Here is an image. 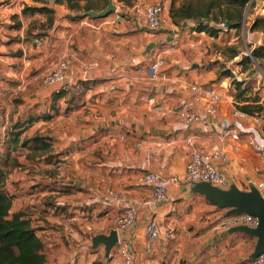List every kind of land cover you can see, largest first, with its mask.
<instances>
[{"label":"crops","instance_id":"obj_1","mask_svg":"<svg viewBox=\"0 0 264 264\" xmlns=\"http://www.w3.org/2000/svg\"><path fill=\"white\" fill-rule=\"evenodd\" d=\"M154 1L134 0L132 6L112 1L114 10L93 17L53 0H0V120L31 118L34 133L53 138L55 152L66 151L64 163L55 167L54 160L28 158L30 150L20 148L5 182L13 195L11 211L26 214L44 242L47 264H123L117 242L107 256L104 245L93 242L94 236L113 229V217L122 206L138 211L135 222L117 232L134 255V264H234L261 247L256 235L220 229L230 209L211 204L202 186L184 176L193 149L216 148L228 154L219 164L227 185L213 187L250 191L249 182L264 176L254 171L258 157L247 143L257 123L249 115L238 119L233 114L238 102L232 80L238 78L216 77L202 62L207 51H199L200 40L211 35L192 30L191 20L175 25L170 2L161 13L162 26L148 29L142 9ZM25 5L54 10L52 26L39 38L34 35L38 28L29 33L28 26L44 16L23 14ZM259 40L257 34L252 44ZM238 51L236 62L241 52L248 53V46ZM65 57L71 60L69 79L84 84L68 91L66 99L52 101L51 87L42 78ZM157 58L163 60L164 80L148 74ZM251 76L256 82L261 77L255 72ZM243 78L247 83L249 77ZM192 83L215 88L220 98L214 113L206 111L204 97L192 94ZM183 101L199 120L187 122L179 116ZM67 104L70 109L62 113ZM227 125L239 127V140L221 137ZM151 170L178 178L165 201L152 200L151 188L141 181ZM151 218L160 235L147 251L143 226ZM168 229L173 237H166Z\"/></svg>","mask_w":264,"mask_h":264},{"label":"trees","instance_id":"obj_2","mask_svg":"<svg viewBox=\"0 0 264 264\" xmlns=\"http://www.w3.org/2000/svg\"><path fill=\"white\" fill-rule=\"evenodd\" d=\"M56 3H64L70 10L75 12H87L90 10L100 11L106 7L110 0H53ZM112 1V0H111ZM126 6H132L134 0H115ZM176 0H170L169 16L175 25H180L186 20H191L194 25L191 27L195 31H203L211 36H217L222 29L216 27L214 23L224 21L227 30L238 32L242 27L246 6L251 4L254 7V0H182L175 4ZM263 11L254 15L249 25V31L260 35V40L255 45H248V53L241 55L237 61L240 72L250 71L256 64L264 70V0H260ZM38 12L44 16L40 22H30L28 32L32 28H38L34 33L36 38L43 35L45 30L53 24L54 10L41 6H24L23 14H34ZM78 17V15H75ZM230 48L231 58L238 55V50ZM219 76L232 77L230 71L225 69L219 72ZM84 83L81 82L80 86ZM235 89L234 97L238 102L236 108L245 112L249 116H259L263 110V101L257 91L251 92V86L242 83L240 80H232ZM67 92L59 91L52 93V101L63 97ZM68 109L63 110L66 113ZM51 115L46 114V117ZM16 121L11 125L8 133L9 142L6 148L0 153V264H47V257L44 252V242L36 234L35 228L30 224L26 214L21 211H11L13 195L5 188V182L9 173V168L17 162L16 155L20 148L27 147L30 152L26 157L44 156L51 150L53 138L35 133L24 136L20 139L23 127L31 124L32 119L27 118L21 122V126ZM15 156V157H14ZM11 161V162H10ZM8 164V165H7ZM9 166V168H8ZM3 167L7 168L4 169ZM9 169V170H8Z\"/></svg>","mask_w":264,"mask_h":264},{"label":"built area","instance_id":"obj_3","mask_svg":"<svg viewBox=\"0 0 264 264\" xmlns=\"http://www.w3.org/2000/svg\"><path fill=\"white\" fill-rule=\"evenodd\" d=\"M170 0H155L152 3L143 6V19L145 25L150 30L159 29L164 18L161 13L169 4ZM214 25L222 30H227V24L224 21H218ZM249 54V53H248ZM163 60L157 58L154 60L149 69V76L153 80H164L166 73L161 69ZM71 64L70 58H62L55 63L53 68L49 70L42 78V83L51 87L52 92L70 91L74 88H79L80 83L72 81L68 77V69ZM85 68V67H83ZM192 94L195 97H204L206 99V111L208 113L215 112V104L219 100V94L214 87H201L199 84L192 83L189 86ZM179 116L187 121L193 122L199 120V116L190 109L189 103L183 101L178 106ZM233 114L238 119H245L248 115L239 110L234 109ZM254 122L257 123L254 130L247 135L248 145L255 151L258 157V163L254 165L256 173H264V116H251ZM220 135L226 139L239 140L241 138V131L238 126H224ZM228 160V154L223 149L198 150L193 149L190 152L189 158L185 163L184 176L191 182H207L212 186L225 187L227 185V176L219 164L225 163ZM149 162V159H146ZM176 175L161 174L156 171L144 172L141 176V181L151 188V199L154 201H165L169 198V187L177 181ZM255 188L259 195L264 198V176L256 178L249 182L248 188ZM116 199L119 196L113 194ZM137 209L133 206L119 207L113 217L112 226L116 232L126 230L129 228L137 218ZM259 220L256 216L245 212H238L228 214L219 224L222 230H228L235 226H247L249 228H256ZM143 231L146 238V250L148 251L151 244L160 235V229L154 219L145 221ZM166 237H173L174 232L168 229L165 232ZM117 253L120 255L123 264H134V255L130 251L127 243L123 240L117 239ZM234 264H264V255H257L238 261Z\"/></svg>","mask_w":264,"mask_h":264},{"label":"rangeland","instance_id":"obj_4","mask_svg":"<svg viewBox=\"0 0 264 264\" xmlns=\"http://www.w3.org/2000/svg\"><path fill=\"white\" fill-rule=\"evenodd\" d=\"M115 4H117L118 2H116L115 0H112ZM257 0H254V7H251V4L246 6L245 12H244V20L242 22V27L238 32H234V31H229V30H222L221 32H219V34L217 36H210L211 38H205L200 40V44H201V49H199V51H207L206 57L204 60H202V62H205V64H207V67L212 70H215V74L216 77L217 75L219 76V72L224 71L225 69H227L228 71L231 72V74L233 75V77H237L238 80H241V82H245V79L242 77H249L247 79V84H249L251 86V92L256 91L259 93V95L262 97L261 100L263 101V107H264V74L261 71L262 67L259 65L258 66H254L252 67V70L250 71H245L242 72V74H240V67L237 65V62L234 61L236 58H234L233 60L230 59L231 58V53L232 51H230L228 47L231 48H235V49H245L246 46L251 45L254 40L256 39V32H251L249 31V25H250V18H252V16H254L255 14H257V11H259L261 9V1H259V4L257 5L256 3ZM124 13V10H120V14ZM127 14L132 15V11H127ZM237 37V38H236ZM250 42V43H249ZM203 45L204 48H203ZM240 52V51H239ZM247 52V51H244ZM242 55H246L248 53H240ZM234 73H233V72ZM260 74V80L259 82H256V80L253 78V76H251L252 74ZM251 74V75H250ZM226 78V77H223ZM215 79V78H214ZM227 81H229V78L226 79ZM211 82H215L214 80H212ZM66 95L63 96L64 99H66ZM236 106V105H235ZM68 109V106H65L63 110ZM63 113V111H62ZM259 116H264V108L261 111V114ZM48 118V117H47ZM27 119V118H26ZM26 119H21V120H16L19 121L18 124L21 126V122H25ZM252 120V118H251ZM3 120H0V153L3 150V148H6V146L9 144V136L8 133L11 131L9 129H11V125H13L16 121H14L13 123H11V121L7 120V123L2 122ZM33 120L31 122V124L26 125L25 127H23V131L22 134L20 136V139L24 136H28L29 134L34 133V131L36 132V130L34 129V127H32L33 125ZM24 133H26L25 135H23ZM35 134V133H34ZM57 142V141H56ZM55 142V143H56ZM57 144V143H56ZM57 148V147H56ZM66 154L65 149L63 150H59L57 152H55L54 148H51L50 151H48L45 154V161L47 159L50 160H54V165L55 167H57L60 163H64V161L62 160V157H64V155ZM12 155H21L18 153H12ZM15 157V156H14ZM28 159V158H27ZM11 162V161H10ZM59 162V163H57ZM8 165V164H7ZM4 169H7L5 167H3ZM9 168V166H8ZM28 168V172H34V169H31L30 167ZM9 170V169H8ZM36 172V171H35ZM31 174V173H30ZM33 174V173H32ZM35 174H39L38 172H36ZM33 186V185H32ZM46 255H48L47 253H45Z\"/></svg>","mask_w":264,"mask_h":264},{"label":"water","instance_id":"obj_5","mask_svg":"<svg viewBox=\"0 0 264 264\" xmlns=\"http://www.w3.org/2000/svg\"><path fill=\"white\" fill-rule=\"evenodd\" d=\"M257 5L259 1H256ZM115 9L114 3L110 0L106 7L100 11L90 10L85 12L93 17H100L107 15L110 11ZM198 185L202 186V192L205 194L207 200L220 208H229L228 214L245 212L256 216L259 220V224L256 228H249L247 226H235L234 230H241L245 233L256 235L258 237L259 245L257 252L251 256H257L263 254L264 246V198H262L257 190L253 187L250 191H242L232 186L226 191H222L213 187L207 182H198ZM117 232L115 229H111L110 232L105 234H98L93 237L94 244L102 243L105 247V254L109 253L111 247L117 242Z\"/></svg>","mask_w":264,"mask_h":264}]
</instances>
